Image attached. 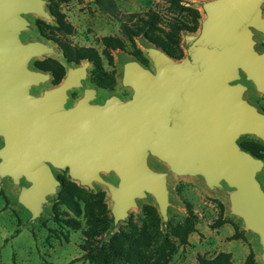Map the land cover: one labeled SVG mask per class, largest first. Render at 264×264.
I'll use <instances>...</instances> for the list:
<instances>
[{"label": "water", "instance_id": "1", "mask_svg": "<svg viewBox=\"0 0 264 264\" xmlns=\"http://www.w3.org/2000/svg\"><path fill=\"white\" fill-rule=\"evenodd\" d=\"M44 4L0 0V180L19 188L15 200L28 222L57 196L54 170L89 192L95 184L105 187L108 233L149 196L165 226L169 175L195 177L226 194L227 216L254 237L264 264V189L257 180L264 160L239 144L244 136L264 144V113L244 98L245 82L264 95V51L254 40L255 33L264 37V0L189 1L203 18L196 34H183L180 60L143 38L138 44L152 69L119 51L121 85L132 92L126 100L84 87L88 60L67 64L61 84L33 94L51 74L31 69L30 62L56 50L21 36L29 30L28 15L52 19ZM75 88L83 97L69 105ZM152 158L168 171L152 169Z\"/></svg>", "mask_w": 264, "mask_h": 264}, {"label": "rangeland", "instance_id": "2", "mask_svg": "<svg viewBox=\"0 0 264 264\" xmlns=\"http://www.w3.org/2000/svg\"><path fill=\"white\" fill-rule=\"evenodd\" d=\"M113 1L116 6L114 15L100 10L94 0H44V8L49 14L50 10L61 12L65 16L66 22L72 27L71 34H58L55 37L68 42L74 47L96 50L101 57L100 77L104 82L113 84L110 88L98 89V86L87 80L84 85L95 86L100 97L114 94L125 100L130 97L131 91L120 86L118 74L121 67L117 63L116 57L118 50L111 51L112 60L106 58L103 54L102 38L111 36L122 39L124 46L119 51L133 57L144 67L151 68V62L138 44V39H135L134 43L128 41L122 34L121 24L127 22L131 25L135 21L131 16L154 11L160 16L159 26L167 29L168 24L178 16L168 9L167 0ZM189 1L191 0L185 1L186 6H189ZM196 9L200 11L203 18L201 8L197 7ZM262 15L264 17V4L262 5ZM26 19L30 27L22 34V41L24 43L44 42L56 50L55 55L33 59L29 64L30 68L39 70L36 67V62L43 61L46 58H52L61 64H65L62 52L57 44L41 35L38 29L39 22H45L53 26L54 19L45 20L35 15H28ZM254 40L256 42L255 49L258 52H263L264 37L259 33H255ZM139 55L146 61H142L138 57ZM92 69L91 66L89 71ZM245 85L248 89L244 94V98L264 113V95L256 92L252 83L245 82ZM53 87L55 86L52 79H50L40 87L33 88L32 92L39 95L43 90ZM80 96L79 91H70L69 105H73ZM249 140L257 141L253 137L244 136L239 142ZM149 165L156 171H168L165 164L154 158L150 159ZM54 174L57 178L64 179L66 183H73L78 186L65 173L54 170ZM103 177L109 181H114L113 176L103 175ZM257 180L264 189V168L258 173ZM94 186L96 191L103 190L106 193V203L110 208L105 187L100 184ZM168 188L170 190L171 206L168 209V221L165 226H162V219L158 214L157 205L153 198L149 196L137 200V207L129 210L127 218L120 222L117 228L109 233L107 232L103 237L86 240L81 230H71L54 220L51 208L56 196L48 198L49 202L45 207L46 210L38 220L28 222L27 213L22 210L15 200L19 188L13 186L8 179L0 180V264H89L82 256L92 248L93 250L90 252L93 255L97 254L101 247H104L109 254L110 246H114L116 249L127 248L133 243L138 244L139 249L143 252L152 253L162 242L160 236L164 235L174 244L169 264H196L197 256L204 255L211 258L220 252L230 253L232 264H243L250 251L254 252L256 263L262 264L258 258L254 237L241 232V221L227 216L228 204L224 192L209 190L201 179L178 177L174 174H170L168 177ZM187 205L191 206L197 218L196 231L188 236L186 245H180L174 232L179 229L187 215ZM151 207L156 209L160 220V235H153V227L150 225L149 215L146 211L147 208ZM221 214L223 218L230 220L229 223L219 228H212V225ZM236 228L242 233L243 238L232 240Z\"/></svg>", "mask_w": 264, "mask_h": 264}, {"label": "trees", "instance_id": "3", "mask_svg": "<svg viewBox=\"0 0 264 264\" xmlns=\"http://www.w3.org/2000/svg\"><path fill=\"white\" fill-rule=\"evenodd\" d=\"M186 0H167L168 9L178 17L174 18L167 29L161 28L160 16L157 12L148 11L143 15L135 14L131 16L135 21L133 24L123 22L121 24L122 34L128 41L134 43L135 39L143 38L156 47L164 50L174 60H180L184 51L181 47L182 35L193 34L198 31L201 13L198 9L186 6ZM100 10L114 15L116 6L113 0H94ZM50 15L54 19L51 26L45 22L38 23L41 35L48 40H53L67 63L79 64L89 60L93 69L91 70L90 81L100 88H110L112 83L104 82L99 71H101V57L93 48L74 47L66 41L56 38L58 34L69 35L72 27L65 20V16L58 10H50ZM46 31H48L46 33ZM103 54L112 60L111 51H119L123 48L124 42L118 37L102 38ZM142 61H146L139 55ZM36 67L42 71L51 72L54 85H58L65 75V68L58 61L47 58L36 62ZM97 75V76H96ZM240 146L255 157L264 160L263 144L257 141H241ZM60 188L56 200L52 205L51 211L54 220L71 230H81L86 240H94L103 237L111 227L108 205L106 203V193L103 190L89 192L80 188L76 184L66 183L64 179L58 178ZM150 225L153 227V235H160L157 212L155 208H147ZM230 220L221 216L215 221L212 228H219ZM197 218L190 205H187V215L174 235L179 239L180 245L188 243V236L196 231ZM243 235L236 228L232 240L242 239ZM161 244L150 252H143L139 245L133 243L127 248L109 247V254L104 247H101L97 254L93 255L90 251L82 257L89 264H169L170 257L174 250V244L170 242L166 235L160 236ZM109 244V243H108ZM196 264H232L231 254L220 252L216 256L208 258L204 255L197 256ZM243 264H257L255 254L250 251Z\"/></svg>", "mask_w": 264, "mask_h": 264}, {"label": "flooded vegetation", "instance_id": "4", "mask_svg": "<svg viewBox=\"0 0 264 264\" xmlns=\"http://www.w3.org/2000/svg\"><path fill=\"white\" fill-rule=\"evenodd\" d=\"M119 51H117L116 52V55H117V53H118ZM63 57V56H62ZM47 59V58H46ZM64 59V58H63ZM45 60V59H44ZM86 61V60H85ZM89 61V60H88ZM82 62H84V61H82ZM82 62H80L79 64H81ZM64 63L65 64H62L63 66H64V68L66 67V65L68 64V65H78V64H75V63H67L65 60H64ZM117 63H118V61H117ZM61 64V63H60ZM92 66V64H91V62H90V67ZM120 66V65H119ZM90 67H89V69H90ZM89 69H88V76H87V80L89 81V82H91L90 81V77H91V71H89ZM150 69H152V67L150 68ZM39 71H42V70H40L39 69ZM43 72H47V71H43ZM120 72H121V70H120ZM120 72H119V74H118V78H119V80H120ZM48 73H50L51 74V72H48ZM65 74H66V68H65ZM65 76V75H64ZM64 78V77H63ZM51 79L53 80V77H52V74H51ZM63 80V79H62ZM62 80H61V82H62ZM87 80H85V81H83V85H84V83L87 81ZM61 82L59 83V84H61ZM92 83V82H91ZM58 84V85H59ZM58 85H54L55 87L56 86H58ZM97 86V85H96ZM120 86L122 87V85H121V81H120ZM84 87H94L97 91H98V89L100 88L99 86H98V89L95 87V86H85L84 85ZM122 88H128V87H122ZM102 89H104V88H102ZM129 89V88H128ZM74 90H77V91H79L80 92V97L75 101V103L74 104H76V102L79 100V99H81L82 97H83V93L81 92V90L80 89H78V88H75V89H72V90H70V91H74ZM69 91V92H70ZM131 91V90H130ZM69 92H68V95H69ZM131 94H132V92H131ZM131 94H130V96H131ZM108 95H111V94H108ZM114 95V94H113ZM117 96V95H116ZM119 97V96H118ZM128 99V98H127ZM122 100H124V99H122ZM126 100V99H125ZM73 104V105H74Z\"/></svg>", "mask_w": 264, "mask_h": 264}]
</instances>
